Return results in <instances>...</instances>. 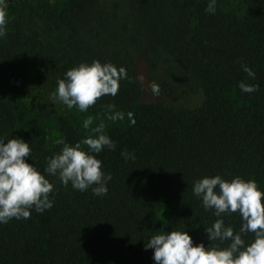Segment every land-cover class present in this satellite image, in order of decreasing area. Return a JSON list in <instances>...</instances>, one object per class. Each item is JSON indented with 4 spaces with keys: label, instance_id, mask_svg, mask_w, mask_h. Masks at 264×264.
<instances>
[{
    "label": "trees",
    "instance_id": "16d2710c",
    "mask_svg": "<svg viewBox=\"0 0 264 264\" xmlns=\"http://www.w3.org/2000/svg\"><path fill=\"white\" fill-rule=\"evenodd\" d=\"M209 2L6 1L0 139L29 143L26 162L49 178L54 191L51 209L0 223V264H156L154 249L145 244L157 232L187 231L194 246L209 247L206 228L217 219L239 231L238 213L217 217L205 210L193 186L204 177L240 176L264 191V0H216L214 14L205 11ZM135 55L145 64L148 85L139 79ZM95 60L124 67L128 79L76 123L51 94L67 70ZM153 81L159 96L151 91ZM241 82L259 89L243 92ZM110 104L132 112L135 125L126 115L124 123L109 120ZM21 108L53 115L54 131L19 128ZM88 116L94 117L91 128L99 119L109 121L105 133L116 144L95 154L105 175H112L104 196L92 187H65L45 172L47 159L62 149L55 140L75 145L92 134L82 127ZM125 150L135 159L126 160ZM243 238L254 239L251 233Z\"/></svg>",
    "mask_w": 264,
    "mask_h": 264
},
{
    "label": "clouds",
    "instance_id": "9594fccd",
    "mask_svg": "<svg viewBox=\"0 0 264 264\" xmlns=\"http://www.w3.org/2000/svg\"><path fill=\"white\" fill-rule=\"evenodd\" d=\"M206 12L214 14L216 0H210ZM7 4L0 0V38L7 35ZM243 71L255 79V72L243 65ZM128 79L127 70L119 69L112 63H81L67 70L65 77L58 80V88L51 94V99L66 105L68 109L76 108L86 112L95 106L104 96L115 97L120 88V81ZM143 82L144 77H139ZM153 95L159 96L161 89L156 82L150 84ZM243 92L258 91V85L239 84ZM108 119L123 120L125 114L116 111V106H105ZM132 112L127 113L132 125L136 120ZM93 116L83 120L82 127L92 134L75 145L57 139L54 143L62 145L60 152L47 159L45 172L56 176L67 187L81 192L92 187L94 195L104 196L108 192L107 182L112 179L102 170L99 154L105 147L115 150L116 144L105 133V124L101 121L96 127L90 126ZM32 154L30 144L21 138L0 139V223L7 224L12 219H30L32 210L43 213L51 209L53 201L50 194L54 184L33 164L26 162ZM122 156L127 160L135 159L134 154L126 150ZM94 186V187H93ZM193 194L202 199L205 210L214 209L215 215L238 213L242 219L239 231L226 226L223 219H217L211 227L206 228L209 247L203 243L194 246L193 238L187 231H172L170 234L157 232L145 244V249H154L153 259L156 264H264V191H261L254 179L236 176L231 181L220 175L204 177L194 182ZM253 234V241L246 243L243 238ZM219 242V243H215ZM225 242L227 246L221 247Z\"/></svg>",
    "mask_w": 264,
    "mask_h": 264
},
{
    "label": "rangeland",
    "instance_id": "374dc122",
    "mask_svg": "<svg viewBox=\"0 0 264 264\" xmlns=\"http://www.w3.org/2000/svg\"><path fill=\"white\" fill-rule=\"evenodd\" d=\"M6 1L7 0H5V2ZM235 8H236V4L230 5V6L228 5L229 10H234ZM135 59H136V65H137L139 77L141 75H143L144 80L142 83H143V85H148L147 83H148V80L150 78L147 75V70H146L145 64L143 63L142 59L138 55H135ZM66 109H67V112L73 118V120L76 123H78V120H79L80 116H82L83 113H81L76 108L68 109L66 106ZM125 115L127 116V113H125ZM102 120L103 119H99L98 122H101ZM125 121H126V118H124L123 120H120L119 123H124ZM103 122H104L105 126L110 123L109 121H103ZM18 127L21 129L33 128L34 130L40 132L41 134H45L49 130L52 132V130H51L52 127H53V131H54V118H53V115L43 117V116H40L39 114H36L34 112H30L27 110H23V108H21L19 110V125H18ZM53 137H54V133H53Z\"/></svg>",
    "mask_w": 264,
    "mask_h": 264
}]
</instances>
